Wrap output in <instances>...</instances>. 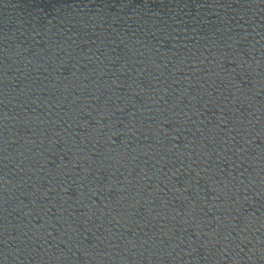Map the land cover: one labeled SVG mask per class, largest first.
Listing matches in <instances>:
<instances>
[{"label": "water", "instance_id": "obj_1", "mask_svg": "<svg viewBox=\"0 0 264 264\" xmlns=\"http://www.w3.org/2000/svg\"><path fill=\"white\" fill-rule=\"evenodd\" d=\"M0 264H264V0H0Z\"/></svg>", "mask_w": 264, "mask_h": 264}]
</instances>
